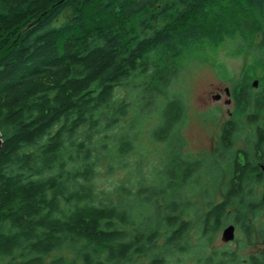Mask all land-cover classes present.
I'll use <instances>...</instances> for the list:
<instances>
[{"label": "trees", "instance_id": "obj_1", "mask_svg": "<svg viewBox=\"0 0 264 264\" xmlns=\"http://www.w3.org/2000/svg\"><path fill=\"white\" fill-rule=\"evenodd\" d=\"M168 1L0 0V264H47L53 250L80 243L83 264H173L168 255L178 264L179 253H195L200 264H264V247L241 259L236 251H207L229 219L245 227L248 243L264 242V73L246 68L231 88L238 114L253 127L248 150L235 149L241 129L230 119L214 153L182 156L176 130L187 105L165 93L192 50L226 35L224 17L216 26L208 12L244 13L232 30L236 51L247 50V33L264 49V0ZM154 111L161 123L149 132L152 141L176 138L173 157L148 179L139 124ZM130 115L133 122L117 131ZM138 155L135 178L128 170L113 182ZM229 162L226 196L214 203L212 189L204 190L205 248L195 251L190 232L202 209L192 201L198 189L188 186L198 176V188L207 186L204 176L213 179ZM48 264L72 263L62 256Z\"/></svg>", "mask_w": 264, "mask_h": 264}, {"label": "rangeland", "instance_id": "obj_2", "mask_svg": "<svg viewBox=\"0 0 264 264\" xmlns=\"http://www.w3.org/2000/svg\"><path fill=\"white\" fill-rule=\"evenodd\" d=\"M174 0H169L171 2ZM232 10V11H230ZM227 10L226 13L221 14V17H216L211 15V12L206 13L208 18L214 19L217 26L218 20L224 17V20L227 21L226 26V35L219 39L218 44H212V40H206V49L201 52H196L192 50L191 54L187 59L186 68L180 74L179 79H174L171 87L165 92L167 96H173L174 94H180L187 105V112L181 127L176 131L180 133V136L184 140V145L181 150V155L187 154L192 156L208 155L209 153H214L217 148V141L222 130L223 124L232 119L239 122L240 134L235 145V149L246 148L245 137L247 133H252L253 127L249 124V121L246 117L238 114L234 101L229 104L226 103L227 99L230 98L225 92V89L232 88V85L239 79L246 68H253V71H256L257 75H263L264 73V49H261L256 46L259 39L255 34H246V44L248 46L247 50L243 52H237L239 48L238 40L236 36H233L232 30L239 29L240 23L246 17L244 13L238 12V10L231 9ZM221 27L216 28L219 32ZM245 33V32H244ZM255 35V36H254ZM260 59V62H259ZM263 63L261 67L260 64ZM257 79V77L255 78ZM259 79V77H258ZM257 79V80H258ZM258 85L256 88H260ZM126 92V89L123 86H120L117 90L118 95H123ZM221 94L219 100L214 99V95ZM162 103L165 101V97L161 98ZM160 114L157 111H154L152 114H148L143 118V121L139 124V129L142 131L141 142L142 144V153L140 158L143 159L141 164L142 173L148 178L152 179L155 177V173L163 168L161 164L166 157H173V144L175 142L176 136H173L170 141L165 143L153 142L150 138V133L152 128L156 124L161 123ZM133 118L130 115L121 122V126L117 128V131L128 126L133 122ZM120 128V129H119ZM254 153V152H253ZM137 157H132L127 165L126 170L116 172V175L113 178V182H118L123 179V176H126L127 172L130 171L131 178L134 179L136 172L134 170V165ZM215 164L211 162L210 166ZM262 164V163H260ZM259 164V165H260ZM213 179L209 180L204 176L203 183H207V186L198 188V180L200 176L195 177L194 182L188 186V189L192 190L194 188L198 189L193 196L192 201H198L201 203L200 207L202 213L198 215L195 225L190 232L191 242L195 244L196 249L205 248V242L199 236V219L206 212V201L204 200V190L210 187L212 189V199L214 203L222 200L228 190L229 183L232 179L231 174V162L227 165H224L221 170L215 171ZM105 178V177H104ZM254 178V177H253ZM250 180V183L254 182V179ZM109 182V181H108ZM106 182L104 184L107 185ZM248 189L246 188V191ZM258 193L262 190L257 188ZM118 198V195H116ZM167 197L162 199L161 203H165ZM239 211V206L236 205L231 208V214L237 213ZM185 212L189 213L190 210ZM163 216V211L161 213ZM188 218V217H187ZM235 219H229L228 224H235ZM223 226L217 232V235L210 245L209 250L218 249V250H227V251H236L238 252L240 259L242 257L248 256L252 253L260 252V249L264 247L263 240H253V243H248V239L245 234V227L243 225H236V237L233 241L226 242L222 239L223 229L226 227ZM258 231L255 230L254 233ZM253 233V234H254ZM254 236H256L254 234ZM164 238H160L158 241L162 242ZM84 249V244L80 243L76 246L63 245L61 248L53 250L49 255L45 257L46 263H50L53 259L58 257L67 258L72 264H83L80 259V252ZM166 253H168L166 251ZM200 253V252H198ZM182 262L178 264H200L197 261V256L195 253H190L188 255H183L181 253L177 254ZM195 257H194V256ZM170 262L175 264V257H170L168 255ZM143 260L139 256H134L133 260ZM229 264L233 261L230 259L226 260ZM145 262H148V260ZM128 264V263H127ZM239 264V263H237Z\"/></svg>", "mask_w": 264, "mask_h": 264}, {"label": "water", "instance_id": "obj_3", "mask_svg": "<svg viewBox=\"0 0 264 264\" xmlns=\"http://www.w3.org/2000/svg\"><path fill=\"white\" fill-rule=\"evenodd\" d=\"M259 84L258 80L254 81V86L257 87ZM227 94L230 95V88H226L225 89ZM221 98V94H216L214 95V99H220ZM231 102L230 99H228L226 101L227 104H229ZM2 146H3V139L1 138V133H0V152L2 150ZM236 237V225L235 224H228L226 225V227L223 229L222 232V239L226 242H230L233 241Z\"/></svg>", "mask_w": 264, "mask_h": 264}, {"label": "flooded vegetation", "instance_id": "obj_4", "mask_svg": "<svg viewBox=\"0 0 264 264\" xmlns=\"http://www.w3.org/2000/svg\"><path fill=\"white\" fill-rule=\"evenodd\" d=\"M225 92H226V90H225ZM226 94H227V92H226ZM228 95V94H227ZM228 96H230V100H231V103L234 101L233 100V97H232V93H231V88H230V95H228ZM219 100V99H218ZM228 100V99H227ZM262 168L264 169V165H262Z\"/></svg>", "mask_w": 264, "mask_h": 264}]
</instances>
